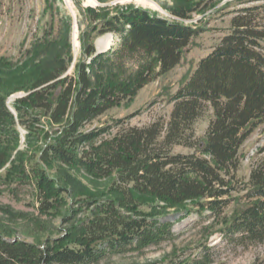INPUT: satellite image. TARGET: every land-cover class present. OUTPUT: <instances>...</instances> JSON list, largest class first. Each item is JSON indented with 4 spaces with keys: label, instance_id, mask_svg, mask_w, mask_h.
I'll list each match as a JSON object with an SVG mask.
<instances>
[{
    "label": "trees",
    "instance_id": "trees-1",
    "mask_svg": "<svg viewBox=\"0 0 264 264\" xmlns=\"http://www.w3.org/2000/svg\"><path fill=\"white\" fill-rule=\"evenodd\" d=\"M261 10L264 4L236 11L231 32L200 59L170 97L174 106L165 131L159 121L144 127H121L116 132L112 130L123 120L87 128L111 108L132 99L141 84L113 80L94 84L84 63L78 66L77 77L49 86L43 85L58 79L67 66L61 58L53 61L51 68L43 66L33 80L28 78L33 90L12 107L8 94L24 90L25 80H19L20 85L0 86V168L16 149L22 134L19 126L27 130L28 139L45 134L37 162L28 169L20 158L17 169L9 173L21 183H35L43 211L63 201L68 190L44 168L43 164L51 161L78 166L96 178H110L111 192L116 195L87 201L85 206L91 212L85 220L45 247L0 234V264H90L111 252L162 242L171 234L175 214L188 215L198 207L202 213L208 210L221 215L231 203H235L233 212L220 229L225 240L244 247L264 244V155L247 182L237 176L242 146L264 124ZM190 11L182 6L174 14L187 18ZM95 30L115 37L117 45L110 54L154 55L161 73L181 62L201 32L135 6L100 18L92 28ZM93 40L92 32H82L85 56L96 53ZM207 110L212 117L205 135L199 138L195 125ZM47 127L54 131L44 130ZM107 134L110 136L105 137ZM175 146L193 151L176 153ZM144 205L151 210H144ZM172 208H177L174 214L166 213ZM215 262L213 247L203 244L198 254L185 260L178 257L151 264ZM252 264H264V256Z\"/></svg>",
    "mask_w": 264,
    "mask_h": 264
},
{
    "label": "rangeland",
    "instance_id": "rangeland-1",
    "mask_svg": "<svg viewBox=\"0 0 264 264\" xmlns=\"http://www.w3.org/2000/svg\"><path fill=\"white\" fill-rule=\"evenodd\" d=\"M262 4L264 1L261 0H147L145 4L142 0H0V86L20 85L19 80H25L24 90L8 94L7 100L11 106L33 90L30 87L31 80L39 75L42 68H51L53 61L63 59L67 69L58 79L43 86L56 84L66 77H77L78 66L84 63L94 84L105 80L141 84L132 99L111 108L87 128L123 120L122 125L112 130L116 132L121 127H144L159 121L165 131L174 106L170 97L189 78L200 59L224 35L231 32V20L236 11ZM133 6L201 29L185 50L181 62L171 71L161 73L155 56L145 52L131 57L110 54L117 45L115 37L92 31L100 18ZM182 6L191 10L189 17L181 18L174 14V10ZM91 9L96 13H91ZM261 13L259 22L264 27V10ZM84 31L92 32L97 48L96 53L90 57L83 53L81 36ZM211 117L212 112L207 110L197 121L195 129L199 138L205 135ZM18 128L22 134L16 149L7 152L12 154L9 162L0 168V234L10 240L37 243L45 247L49 241L65 236L85 220L91 212L85 206L87 201L92 198L108 199L116 195L111 192L110 178H96L78 166L51 161L43 164L44 168L56 178L58 184L68 190L64 192L63 201L43 211L35 183H21L19 177H10L9 173L19 166L20 158H24L28 169L37 162L45 134L28 139L27 130L21 126ZM48 128L54 131L51 127L44 130ZM263 147L264 124L242 146L237 172L242 182L249 180L252 169L264 155ZM173 151L189 153L193 150L175 146ZM234 206L235 203H231L221 215H212L208 210L202 213L198 207H194V211L188 215L175 214L171 234L162 242L141 249L133 247L111 252L90 264H151L168 262L178 257L185 260L198 254L203 244L213 247L216 258L214 264H252L264 256V244L244 247L228 243L220 232ZM148 207L144 205L142 208L151 210ZM175 210L177 208L168 209L166 213L172 215ZM159 212L163 213V210Z\"/></svg>",
    "mask_w": 264,
    "mask_h": 264
},
{
    "label": "bare ground",
    "instance_id": "bare-ground-1",
    "mask_svg": "<svg viewBox=\"0 0 264 264\" xmlns=\"http://www.w3.org/2000/svg\"><path fill=\"white\" fill-rule=\"evenodd\" d=\"M138 1H140V0H138ZM145 2H147V0H142V3H144V4H145Z\"/></svg>",
    "mask_w": 264,
    "mask_h": 264
}]
</instances>
